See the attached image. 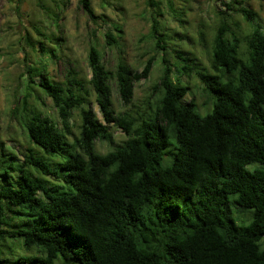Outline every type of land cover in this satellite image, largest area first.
<instances>
[{
    "label": "trees",
    "instance_id": "trees-1",
    "mask_svg": "<svg viewBox=\"0 0 264 264\" xmlns=\"http://www.w3.org/2000/svg\"><path fill=\"white\" fill-rule=\"evenodd\" d=\"M78 2L93 16L90 0ZM236 10L245 28L216 12L210 69L178 47L171 63L151 18L163 53L143 111L129 107L154 55L140 70L121 57L111 71L90 45L89 77L57 80L45 61L55 50L40 41L12 111L25 143L0 137V264H264V30L253 10ZM103 36L116 46L117 34ZM192 72L211 105L204 114L186 99ZM112 81L125 110L113 107ZM42 95L57 120L39 108ZM110 125L125 138L99 152L96 140L113 142Z\"/></svg>",
    "mask_w": 264,
    "mask_h": 264
},
{
    "label": "rangeland",
    "instance_id": "rangeland-1",
    "mask_svg": "<svg viewBox=\"0 0 264 264\" xmlns=\"http://www.w3.org/2000/svg\"><path fill=\"white\" fill-rule=\"evenodd\" d=\"M90 3L93 16L82 9L78 0H0V137L14 139L7 140V146L21 149L20 142L25 143L12 111L21 103L24 82L32 72L31 67L36 65V53L40 55L35 52L40 41L55 50V56L45 61L48 74L57 80H63L71 70L78 71L85 79L89 77L86 56L90 45L98 47L105 67L111 71L121 57L140 70L146 59L154 55L149 76L135 82L129 107L143 111L148 108L145 101L152 102L158 95L155 86L161 73L160 56L163 53L162 49L154 50L148 35L152 17L164 25L167 36L164 56L171 63L181 62L171 50L178 47L209 69L216 12L230 15L245 28L247 23L236 10L239 5H244L256 13V22L264 30V0H90ZM176 12L180 14L175 15ZM117 27L121 31H116ZM108 29L119 36L116 46L105 44L103 34ZM42 34L52 39L46 40ZM33 78L38 79L37 76ZM188 80L190 88L186 99L193 97L197 111L204 114L211 105L202 84L193 72ZM42 100L38 103L39 108L57 120L50 98L42 95ZM111 100L116 112L127 109L121 104L113 81ZM90 106L100 116L96 103L91 101ZM109 130L112 144L96 140L97 151L106 152L125 138L121 128L110 125ZM168 159L165 157L163 162Z\"/></svg>",
    "mask_w": 264,
    "mask_h": 264
}]
</instances>
